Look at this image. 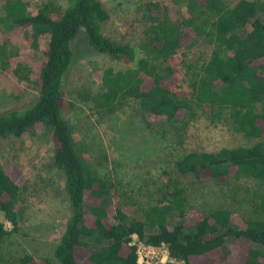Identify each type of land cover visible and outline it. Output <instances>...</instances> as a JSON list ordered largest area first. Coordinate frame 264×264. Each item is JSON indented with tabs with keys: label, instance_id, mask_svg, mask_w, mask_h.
I'll list each match as a JSON object with an SVG mask.
<instances>
[{
	"label": "trees",
	"instance_id": "obj_1",
	"mask_svg": "<svg viewBox=\"0 0 264 264\" xmlns=\"http://www.w3.org/2000/svg\"><path fill=\"white\" fill-rule=\"evenodd\" d=\"M67 1L63 8L53 1L4 0L0 11V71L13 79L14 90L38 93L31 105L0 113V138L50 135L53 164L65 176L71 208L54 251L57 261L139 264L132 245L137 236L150 246L166 244L184 264H264V193L249 217L192 204L209 202L194 195V186L205 182L226 184L245 175L264 183V1L230 6L223 0H172L177 8L165 0L149 1L139 20V48L146 56L139 60L130 43L106 34L110 14L101 0ZM82 33L97 53L136 63L126 71L107 69L98 75L97 93L81 95L97 111L112 114L134 100L146 119L170 126L183 143L189 127L184 119L196 117L198 107L211 123L228 125L257 142L177 157L158 205L143 211L142 219H130L134 210L111 204L117 194L114 182L93 171L63 115L65 80ZM199 38L211 47L201 66L186 55ZM189 177L193 181H186ZM26 191V184L0 165V210L13 227L8 231L0 222V264L5 262L2 246L20 230ZM176 215L182 222L172 225L169 219ZM13 264L53 263L23 254Z\"/></svg>",
	"mask_w": 264,
	"mask_h": 264
},
{
	"label": "rangeland",
	"instance_id": "obj_2",
	"mask_svg": "<svg viewBox=\"0 0 264 264\" xmlns=\"http://www.w3.org/2000/svg\"><path fill=\"white\" fill-rule=\"evenodd\" d=\"M4 0H0V11ZM37 4L53 1L67 8V0H32ZM110 14L105 27L113 40L128 42L136 49L137 60L145 58L139 48L141 19L147 2L152 0H101ZM235 6L240 0H223ZM264 1V0H262ZM165 2L175 7L172 0ZM264 22V12L260 14ZM12 40L18 38L12 36ZM75 61L69 70L64 86L63 115L77 136L78 148L91 163L95 173L114 182L117 194L110 197L111 204L120 202L134 210L130 219H142L143 211L155 207L169 177L168 169L175 159L189 151H212L225 146H248L256 143L236 134L223 123L213 124L206 119L201 108L196 117L184 119L189 123L183 143L170 126H161L145 118L139 104L129 100L117 112L97 111L81 95L97 93L98 75L107 69L126 71L134 64H124L107 55L97 53L87 42L84 33L74 45ZM25 51V50H24ZM187 58L201 66L211 56V47L203 38L191 43ZM13 79L0 71V113L31 105L38 96L35 90H14ZM54 148L48 133L32 134L25 139L0 138V165L9 168L14 177L26 184L22 207L24 215L19 232L9 237L2 246L4 264H13L15 258L30 254L48 258L60 264L54 251L65 232L71 208L65 192V176L53 164ZM186 181H193L189 177ZM194 195L206 204L194 202L195 208L224 207L236 214L252 216L264 183L240 175L226 184L205 182L194 186ZM202 200V201H203ZM172 225L182 222L177 215L169 219ZM0 222H6L0 213ZM149 232H156L149 229ZM137 239L134 238V243ZM233 243L228 241L229 247Z\"/></svg>",
	"mask_w": 264,
	"mask_h": 264
},
{
	"label": "built area",
	"instance_id": "obj_3",
	"mask_svg": "<svg viewBox=\"0 0 264 264\" xmlns=\"http://www.w3.org/2000/svg\"><path fill=\"white\" fill-rule=\"evenodd\" d=\"M0 213L3 214L1 210ZM4 225L8 231L13 229L12 224L7 220ZM134 238L137 239L135 243ZM132 245L137 247L139 264H184L171 256L166 244H162L160 247L150 246L140 241L137 236H134Z\"/></svg>",
	"mask_w": 264,
	"mask_h": 264
}]
</instances>
